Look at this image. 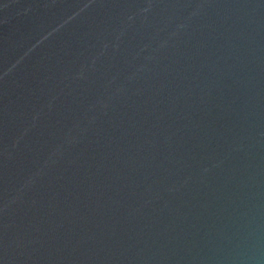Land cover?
I'll return each mask as SVG.
<instances>
[{
	"label": "water",
	"instance_id": "1",
	"mask_svg": "<svg viewBox=\"0 0 264 264\" xmlns=\"http://www.w3.org/2000/svg\"><path fill=\"white\" fill-rule=\"evenodd\" d=\"M0 264H264V0H0Z\"/></svg>",
	"mask_w": 264,
	"mask_h": 264
}]
</instances>
